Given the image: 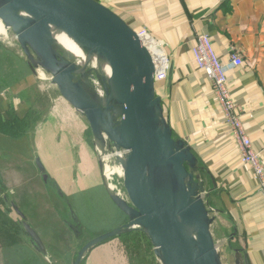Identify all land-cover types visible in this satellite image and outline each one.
I'll list each match as a JSON object with an SVG mask.
<instances>
[{
    "label": "crops",
    "instance_id": "crops-1",
    "mask_svg": "<svg viewBox=\"0 0 264 264\" xmlns=\"http://www.w3.org/2000/svg\"><path fill=\"white\" fill-rule=\"evenodd\" d=\"M95 1L132 30L144 28L162 42L170 69L155 95L173 137L198 161L204 200L214 210L215 244L225 264L235 263L236 252L241 264H264V194L241 164L211 82L191 55L198 35L210 38L223 63L229 46H235L242 65L227 73L230 94L264 162V0ZM41 89L23 56L0 43V264H72L89 241L81 240L84 223L77 205L92 220L112 214L113 221L92 239L127 223L103 187L87 122ZM36 160L49 181H43ZM101 197L108 211L101 212ZM13 205L41 238L49 262L32 246ZM72 212L80 235L70 228ZM81 264L159 262L146 237L134 231L97 245Z\"/></svg>",
    "mask_w": 264,
    "mask_h": 264
},
{
    "label": "water",
    "instance_id": "water-1",
    "mask_svg": "<svg viewBox=\"0 0 264 264\" xmlns=\"http://www.w3.org/2000/svg\"><path fill=\"white\" fill-rule=\"evenodd\" d=\"M0 22L15 36L29 69L50 75L60 97L87 122L105 192L127 219L85 243L72 264H81L97 245L134 231L146 237L159 264H225L211 234L214 210L204 200L198 161L184 141L173 137L155 95L153 61L134 30L95 0H0ZM51 28L63 32L87 57L108 64V80L97 81L104 105L82 81L80 68L56 47ZM113 150L124 152L113 160L122 170L126 200L106 182L101 155ZM36 164L43 181H49L39 160ZM13 208L32 246L49 262L41 238ZM71 218L70 228L78 235L81 223L74 212ZM235 254L234 264H241Z\"/></svg>",
    "mask_w": 264,
    "mask_h": 264
},
{
    "label": "built area",
    "instance_id": "built-area-1",
    "mask_svg": "<svg viewBox=\"0 0 264 264\" xmlns=\"http://www.w3.org/2000/svg\"><path fill=\"white\" fill-rule=\"evenodd\" d=\"M134 32L151 56L156 86L157 83L163 82L167 78L170 58L164 51L162 42L153 38L147 30L139 28ZM228 50V62L223 63L215 52L210 38L205 35H198L191 49L192 61L196 68L210 80L214 101L224 116V122L237 149L239 160L242 165L250 168L253 178L257 182L258 191L264 194V162L252 147L242 123L243 110L233 102L228 85L227 73L230 70L240 68L242 58L235 46L230 45ZM122 155L124 152L113 150L109 155H101V160L109 164L108 170L105 171V177L110 190L121 199L126 200L122 188V170L113 160L114 157ZM215 246L219 250L220 246L218 244Z\"/></svg>",
    "mask_w": 264,
    "mask_h": 264
},
{
    "label": "rangeland",
    "instance_id": "rangeland-1",
    "mask_svg": "<svg viewBox=\"0 0 264 264\" xmlns=\"http://www.w3.org/2000/svg\"><path fill=\"white\" fill-rule=\"evenodd\" d=\"M0 43L5 45L6 47L12 49L13 51H15L19 56L20 55L23 56V54L19 48V45L16 41L15 36L12 34V32L10 30L6 29L5 33L3 35L0 34ZM87 69H88V72H90L89 74L92 75V77H94V79L96 81H99L100 84H102L104 82L102 76L96 70V66H93V68H87ZM35 78H36L37 85L42 88L41 89L42 93L49 94L50 96L55 98L57 101H63L64 103H66L58 94L56 87L52 84L50 75L46 74L41 69L37 68L35 70ZM45 199H47V198H45ZM96 199L97 198H95V202L98 203L99 201ZM98 206L101 207V212L103 210L102 208H104V210H106V211H108V209H109V203L105 202V200L102 197H101V201L98 203ZM77 208H78V212L80 214V217L84 223V234L81 236V240H85L87 238L89 240H90V238L92 239V237L101 233V231L104 229L103 227L107 226L109 223H111L113 221L109 218L112 216L111 213L110 214L106 213V216H103V218H101V220L100 219H98V220L93 219L92 220V219H90L89 215H83L82 212L84 211V208H80L79 205H77ZM78 235H80V232Z\"/></svg>",
    "mask_w": 264,
    "mask_h": 264
},
{
    "label": "bare ground",
    "instance_id": "bare-ground-1",
    "mask_svg": "<svg viewBox=\"0 0 264 264\" xmlns=\"http://www.w3.org/2000/svg\"><path fill=\"white\" fill-rule=\"evenodd\" d=\"M5 30L6 29L4 28L3 24L0 22V34L3 35ZM51 34L56 47L64 54L65 58L80 68L79 71L81 74V79L94 93L97 102L101 105H104L105 95L102 87L95 79L93 80L87 77L84 72L85 69L96 66V70L98 73H100V75H102L104 81L106 82L110 76L108 64L103 60L97 59L95 56L87 57L86 53L63 32L56 30L55 28H51ZM104 169L105 171L108 170L107 163L104 164Z\"/></svg>",
    "mask_w": 264,
    "mask_h": 264
}]
</instances>
